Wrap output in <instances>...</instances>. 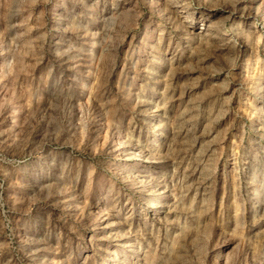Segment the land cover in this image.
I'll list each match as a JSON object with an SVG mask.
<instances>
[{
    "label": "rangeland",
    "instance_id": "obj_1",
    "mask_svg": "<svg viewBox=\"0 0 264 264\" xmlns=\"http://www.w3.org/2000/svg\"><path fill=\"white\" fill-rule=\"evenodd\" d=\"M0 264H264V0H0Z\"/></svg>",
    "mask_w": 264,
    "mask_h": 264
}]
</instances>
